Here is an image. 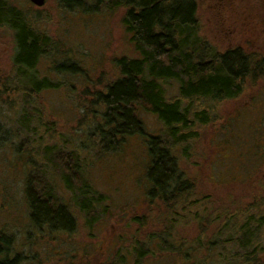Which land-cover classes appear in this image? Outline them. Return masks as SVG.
<instances>
[{
    "label": "rangeland",
    "instance_id": "obj_1",
    "mask_svg": "<svg viewBox=\"0 0 264 264\" xmlns=\"http://www.w3.org/2000/svg\"><path fill=\"white\" fill-rule=\"evenodd\" d=\"M9 1L58 47L38 66L40 76H49L56 86L24 103L26 80L14 73V37L0 28L2 126L18 129L21 105L38 110L32 111L37 115L22 145L0 147V230L13 235L10 255L17 253L19 264H232L243 251L235 239L248 219L252 245L264 247V80L249 81L236 98L191 106L193 111L206 109L208 122L197 120L186 150L173 151L193 190L167 209L146 195L149 158L143 137L130 136L115 150L104 151L98 138L85 136L78 125L84 115L80 105L90 97L83 92L93 93L118 77L116 58L136 56L122 24L124 9L96 0H82L83 8H68L61 0L40 6ZM197 5L200 33L218 51L239 47L264 54V0H197ZM63 60L79 63V73L57 72ZM167 92L178 96L176 85ZM138 114L147 132L165 138L156 115L144 109ZM75 147L81 149L77 154L84 179L103 197L89 222L76 192L65 187L60 169L51 166L57 150ZM19 148L28 151L19 154ZM30 161L44 169L58 201L73 214L69 231L32 225L24 197ZM179 251L189 253L185 262Z\"/></svg>",
    "mask_w": 264,
    "mask_h": 264
},
{
    "label": "trees",
    "instance_id": "obj_2",
    "mask_svg": "<svg viewBox=\"0 0 264 264\" xmlns=\"http://www.w3.org/2000/svg\"><path fill=\"white\" fill-rule=\"evenodd\" d=\"M61 2L68 8H83L82 0ZM96 3L124 9L122 24L136 56L116 58L118 77L93 93L83 92L90 97L86 95L83 99L86 104L80 105L81 117L84 115L78 125L85 136L98 138L104 151L115 150L130 136L143 137L149 158L146 195L168 209L179 200L184 201L193 190L189 179L179 171L173 151L178 147L186 150L187 142L195 137L191 130L197 120L208 122L206 109L193 111L191 106L236 98L249 81L264 80V54L246 52L239 47L218 51L200 33L197 0H96ZM0 28L10 30L14 37V73L17 78L26 80L23 102L44 89L54 88L55 82L47 75L40 76L38 69L41 59L51 58L58 49L54 40L46 32L34 28L26 12L9 0H0ZM78 66L79 63L63 60L55 70L76 74L80 71ZM171 85L177 86L176 99L168 97L167 88ZM16 89L22 91L20 86ZM22 106L18 129H7L0 121V147L8 144L15 150L27 138L28 126L37 115L32 111L38 110L32 105ZM139 109L157 116L165 127V138L147 132ZM37 140L43 141V138ZM27 151L19 148V154ZM79 151V147L68 149V152L57 150L54 153L56 161L50 162L60 169L65 187L76 192L78 207L89 222L103 197L84 179ZM34 152L40 153L36 147ZM44 153L48 155V150L44 149ZM35 167L33 162H27L24 184L32 225L69 231L73 214L58 201L52 186L48 185L44 169ZM250 222L246 220L241 237L239 233L235 239L243 251L233 256L237 260L232 264H264L261 258L264 247L252 245ZM12 245L13 235L0 230V264H19V255H10ZM182 255L185 262L189 253L182 252Z\"/></svg>",
    "mask_w": 264,
    "mask_h": 264
},
{
    "label": "water",
    "instance_id": "obj_3",
    "mask_svg": "<svg viewBox=\"0 0 264 264\" xmlns=\"http://www.w3.org/2000/svg\"><path fill=\"white\" fill-rule=\"evenodd\" d=\"M34 5L40 6L44 3L45 0H29Z\"/></svg>",
    "mask_w": 264,
    "mask_h": 264
}]
</instances>
